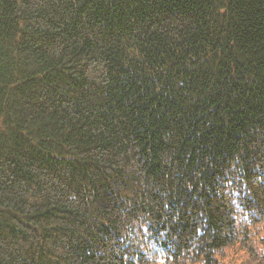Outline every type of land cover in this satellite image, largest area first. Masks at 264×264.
<instances>
[{"label":"trees","instance_id":"obj_1","mask_svg":"<svg viewBox=\"0 0 264 264\" xmlns=\"http://www.w3.org/2000/svg\"><path fill=\"white\" fill-rule=\"evenodd\" d=\"M0 264H264V0H0Z\"/></svg>","mask_w":264,"mask_h":264}]
</instances>
